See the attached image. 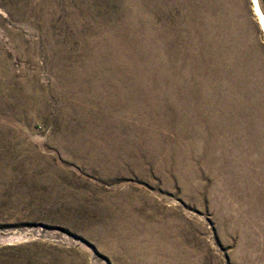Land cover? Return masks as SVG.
<instances>
[{
    "label": "rangeland",
    "instance_id": "obj_1",
    "mask_svg": "<svg viewBox=\"0 0 264 264\" xmlns=\"http://www.w3.org/2000/svg\"><path fill=\"white\" fill-rule=\"evenodd\" d=\"M239 2L264 57L251 2ZM145 3L0 0V264H264L258 128L244 126L248 142L240 164L226 159L229 174L197 159L203 139L192 142L184 182L154 167L104 168L66 148L76 101L59 79L120 10L143 13Z\"/></svg>",
    "mask_w": 264,
    "mask_h": 264
},
{
    "label": "bare ground",
    "instance_id": "obj_2",
    "mask_svg": "<svg viewBox=\"0 0 264 264\" xmlns=\"http://www.w3.org/2000/svg\"><path fill=\"white\" fill-rule=\"evenodd\" d=\"M239 1L147 0L143 13L125 6L101 26L86 59L59 79L76 101L66 148L104 168L154 167L183 182L197 139L204 146L196 158L218 172L226 159L240 164L244 126L258 128L254 148L259 133L264 139V57ZM250 2L264 35L260 1ZM219 133L241 139L229 143Z\"/></svg>",
    "mask_w": 264,
    "mask_h": 264
},
{
    "label": "water",
    "instance_id": "obj_3",
    "mask_svg": "<svg viewBox=\"0 0 264 264\" xmlns=\"http://www.w3.org/2000/svg\"><path fill=\"white\" fill-rule=\"evenodd\" d=\"M259 1H260L261 7H262L263 12H264V0H259Z\"/></svg>",
    "mask_w": 264,
    "mask_h": 264
}]
</instances>
